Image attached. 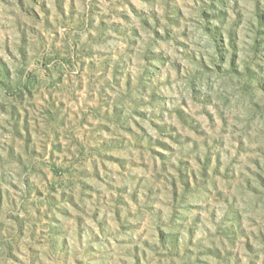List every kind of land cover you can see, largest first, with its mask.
<instances>
[{"label": "rangeland", "instance_id": "1", "mask_svg": "<svg viewBox=\"0 0 264 264\" xmlns=\"http://www.w3.org/2000/svg\"><path fill=\"white\" fill-rule=\"evenodd\" d=\"M111 2L112 0H0V53H3L0 54V97L3 93H8L14 95L18 102L29 98L32 101V107L38 106L42 110V117L33 121L29 110L16 106L6 110V106L0 102V117L3 115L9 117L8 128L0 122V136L8 135L11 141L7 147V159L24 168L25 171L27 168L22 163L25 155L37 160L45 158L48 161L45 170L38 174L41 180L24 182L23 196L26 200H31L33 193L37 196L40 206L37 207L36 202H33L32 207L36 216L43 217V223L49 236V251L53 255L59 252L68 256L71 242L66 238L64 245L59 249L56 248L55 241L51 237L59 234L62 226L55 216L49 217L43 210L56 207L57 204L63 202L79 211L73 202L74 195L69 198L70 194L61 192L57 198L55 194L62 181L69 178L67 169L69 160L73 157L72 149H77L79 146L73 144L72 149H66L64 140H60L59 144L46 142L48 140L46 130L51 132L47 125L50 120L56 118L58 113L68 107V103H71L73 107L68 108L67 115H78L83 121L82 127L86 131L81 135L90 134L91 128V116L85 117V114L80 111L83 100L78 102L76 98H73L70 102L64 100L53 102V93L50 89L56 85L63 87L70 82V78L80 81L78 87L85 97H88L90 91L87 83L89 77L86 73L92 62L78 61L80 71L78 73L71 71L74 56L71 52L66 54L61 47L63 32L69 24H76L79 17L83 16L81 8L86 9L89 27H92L94 20H99L103 27L101 3L110 4ZM117 2L119 3L120 0ZM140 2L150 6L162 4L165 26L160 28V16L153 13L152 18L156 21L159 30L151 28L146 20L142 19V10L137 9L132 0H123L133 15L141 18L146 33L141 35V29H132L131 36L124 42L127 56L120 57L116 63H112L111 55L97 57V60L101 67H107L113 81L116 77H120V87H130L133 82L143 87L155 82V88L146 87L145 91L148 92L158 110L162 112V122L156 124L148 121V123L161 137L166 139L153 141L148 130L139 123V120H147V114L136 111L135 115L138 119L134 123L139 132L133 131L131 127H122V131L128 135L118 138L114 146L115 150L131 148L137 153V160L142 166L147 164L149 168L163 167L166 159L163 152L173 151L167 140L178 145L191 143L192 146L188 151L198 153L200 144L194 142L192 136H202L206 127L219 126L220 133L218 138L213 139V147L207 148V142H205L207 152L203 159L199 155H190L187 159L182 158L178 166L172 168V180L167 185L170 193L175 195L177 191L183 192L188 185L195 186L198 181L206 182L211 176L215 178L212 187L216 189L210 191L209 194L213 205L221 201L228 204L230 198L238 199L244 195L258 196L259 189L264 188V163H262L264 147L258 146L252 150L245 145V140L249 139L248 136L231 137V147L223 154L235 152L236 155L227 165L222 160V152L215 149H225V146L229 144L230 131L239 125H243L249 133L264 125V76H261V73H264V66L259 62L260 58L264 57V6L261 5L260 0H244V3L251 7L241 8L239 12H236L239 6L237 3L232 9L239 21L237 30L224 32L219 27H214L212 21L226 18L227 0H140ZM5 9L8 11L5 12ZM245 14H249L250 19L254 21V24H249L247 28L243 27ZM120 18L125 21L130 19L126 14H121ZM168 26L180 29V36L183 39L178 40ZM13 29L19 33L16 52L25 67L30 69L25 77V83H14L12 79L13 70L9 61L14 62L16 59L10 44V33ZM114 30L119 32V26ZM119 34L128 36L126 30ZM75 39L77 37H74ZM154 41H158L164 47L156 51L152 47ZM168 41L172 42L171 51L167 47ZM141 42L144 43V50L139 59L144 62L145 67L137 72V48ZM77 47L78 44L73 45V52ZM245 51L249 55L247 63L241 61ZM222 64H227L232 69L230 74L219 71L218 65ZM225 75L243 80L244 83L238 91L229 92L226 85L222 82L214 83L212 78ZM40 82H43L41 91L33 93L32 86ZM220 88H225V93L217 95ZM205 89H208L207 93ZM171 93H176V99L179 102L174 104L169 111L166 101ZM96 98H99V93L96 94ZM214 100H220L225 108L236 110L231 121L221 113L218 106L213 103ZM209 105L212 106L215 115L207 110ZM115 115L116 112L113 109V116ZM163 116H168L174 120V123L164 122ZM63 122L64 117L61 115V123ZM180 129H186L187 132L192 133V136L182 133ZM109 130L108 125H105L104 131ZM52 135L54 137L55 133ZM129 137H131L130 140ZM253 151L255 154H252ZM241 156L248 161L242 171L240 169L243 163ZM99 159L101 162L95 165L98 180L101 179L99 173L107 170V165L103 161L114 165L116 169H123L127 166V159L123 157L102 156ZM2 160L3 156H0V161ZM33 172L35 173V167H33ZM5 183L7 181L0 174V236L8 230L11 224H15L20 230L17 217L4 213L6 203L10 206L15 204L18 197H14L12 193L19 192V186L9 184L8 188H5ZM226 190L232 193L231 197L226 195ZM133 201H135V196H133ZM113 203L116 219L119 220L122 201L118 197ZM57 211L61 215L71 216L67 210L57 208ZM207 214L210 222L214 223L215 208ZM96 215L97 213H93V220L96 219ZM154 219L158 222L159 217H144L141 227L144 229L145 236H149L152 232ZM75 223L77 242H79L84 237L82 218L77 217ZM193 223L198 225L200 220H194ZM244 223L242 212H238L232 204H228V212L216 225L217 236L232 244L234 239H239L244 232L248 231L247 228L240 230ZM33 228L37 233L41 232V229L35 225ZM155 235L161 247L172 250L169 257L180 247L178 237L165 234L158 227L155 229ZM189 237L191 245L195 240L191 229ZM29 238H32L31 234ZM254 239L256 237L246 238L240 252V264H244L247 259L245 253L254 252L255 244L252 243ZM21 241H23V232H21ZM259 241L264 242V235H261ZM148 244L149 242L145 240L144 249L136 248V255L132 257L136 264H143V258L153 251ZM236 255L234 251L224 248L222 244L202 247L196 252L188 248L184 249L183 264H236ZM21 256L25 257L23 261ZM40 258L41 253L38 248L29 247L21 242L19 248L8 252L7 264H36ZM177 259H180L179 255ZM0 264H4L3 253H0ZM42 264H51V261L46 259ZM247 264H253V262L248 260Z\"/></svg>", "mask_w": 264, "mask_h": 264}, {"label": "clouds", "instance_id": "2", "mask_svg": "<svg viewBox=\"0 0 264 264\" xmlns=\"http://www.w3.org/2000/svg\"><path fill=\"white\" fill-rule=\"evenodd\" d=\"M137 9L142 10V19L146 20L147 24L157 29V23L152 18L153 13L160 16L161 25L163 28V5L152 4L151 6L140 2V0H132ZM238 3L236 12L241 8H250V5L244 3V0H227V16L221 20H213L212 25L219 27L224 32L229 30L235 32L239 21L237 16L233 13L234 5ZM264 6V0H260ZM103 13L101 19L104 20V26L101 27L99 20H94L92 27L88 25V14L85 8H81L83 16H80L76 24H69L63 32V40L61 47L65 53H72L74 58L72 60V72L78 73L80 71L78 61H91L89 70L86 75L88 79V97L81 94L78 85L80 81L75 78H70V82L63 87L56 85L50 91L53 93V102L64 100L70 102L73 98L77 101L83 100L80 105V111L85 114V117L91 116L90 134L81 135L86 130L83 129V121L78 115L68 116V108L73 107L68 103V107L64 108L61 113L56 115L54 120H50L47 127L51 132H47L48 140L46 142H53L59 144L60 140L66 142V149H72V145L76 144L79 147L72 149L73 157L68 163L69 178L62 181L56 191V196L59 198L60 193H68L69 198L75 196L73 201L79 208L77 211L72 205L67 203H59L56 207L45 208L43 211L49 217L55 216L59 224L62 226V231L51 237L55 241L56 248L59 249L64 245L66 238L71 242V250L68 256L57 252L53 255L49 251V236L46 231V226L43 223L42 216H36L32 207L33 202L39 207V200L35 193L32 194L31 200L24 199V182L27 180H41L38 175L45 170V165L48 163L47 159H32L27 155L24 156L22 163L27 170L18 165L11 163L7 159V147L11 142L8 135L0 136V156L3 160L0 161V174L4 176L7 183L4 184L8 188L9 184H16L19 186V192H13L14 197H18L14 205L6 203L4 208L5 215H14L20 223V230L15 224H11L7 231L0 236V253L4 254V264H7V254L10 250L19 248L21 242L29 247L38 248L41 253V258L36 264H42L44 260H50L51 264H136L133 256L136 255V248L144 249L145 240L149 242V248L153 249L148 253L146 258H143V264H183L184 249L190 248L193 252L198 251L202 247H212L214 245H223L224 248L234 251L236 255V264H240V252L245 243L246 238L251 239L255 244L254 252L251 254L245 253L247 261L250 260L253 264H264V242H260L259 238L264 235V188L259 189V195L252 197L244 195L238 199L230 198L228 204H232L238 211L242 212L245 223L243 228L248 231L239 239H234L232 244L228 241L222 240L217 236L216 225H218L228 212V204L218 202L213 205L210 200V191H215L212 185L215 183L214 177H209L206 182L198 181L195 186L188 185L183 192L177 191L175 195L170 193L167 185L172 180V168L178 166V162L183 158L187 159L190 155H199L201 159L207 152V148H212L213 139L218 138L220 133L219 126L214 128H205L202 136H192V133L187 132L186 129L180 131L188 136H192L194 142L200 144L198 153H190L191 143L178 145L167 140L171 144L173 151L163 152L166 157L163 167L149 168L147 164H141L137 160V153L131 148L124 150H115L114 146L121 136H127L126 132L122 131V127H131L133 131L139 132L136 128V121L138 118L135 115L136 111L147 114V120H139L149 132L152 140L166 139L161 137L148 123L152 121L156 124L162 122V112L158 110L157 106L151 101L146 87L155 88V82L151 85L143 87L138 86L135 82L130 87H120V77H116L113 81L111 74L106 66L101 67L97 57L112 56V63H116L120 57H126L124 42L132 34V29H141V35L146 33L141 23V18L133 15L129 10L127 3L120 0H112L110 4L101 3ZM8 10L5 9V12ZM115 13V15H113ZM121 14H126L130 19L128 21L120 18ZM249 24H254L250 19L249 14L244 16L243 27L247 28ZM119 26V32L127 31L128 36L119 34L114 30ZM170 31H173L178 40H182L180 36V29H173L168 26ZM94 29V30H93ZM159 30V29H157ZM151 35V33H147ZM11 49L15 55V61H9L13 70V82L25 83V77L30 70L26 68L24 63L20 60L19 54L16 52V47L19 44V33L13 29L10 33ZM74 37L77 39L74 40ZM33 42H34V38ZM78 44L73 52V45ZM152 47L159 51L161 45L158 41H154ZM167 47L169 51L172 49V42L168 41ZM144 43L141 42L137 48V72L145 67L139 56L143 53ZM3 54V53H0ZM87 54V55H86ZM114 54V55H112ZM6 56V54H4ZM175 56V53H173ZM35 58V56H34ZM249 55L247 51L241 57V61L247 63ZM262 66H264V57L260 58ZM221 72L229 73L232 71L227 64L218 65ZM211 74V70H210ZM264 76V73H261ZM213 82H222L227 86V91L239 90L244 83L243 80L232 78L230 75L223 77L213 76ZM41 83H35L31 90L33 93L41 91ZM59 88V91H57ZM225 88H220L217 95L225 93ZM208 89H205L207 93ZM99 93V98L96 94ZM7 108L12 106L27 109L31 113L33 121L39 120L42 117V110L37 107H32V101L29 98H24L22 102H18L14 95L3 93L0 97ZM176 93H171L168 104L169 111L178 103ZM213 103L218 106L221 113L231 121L236 114L234 108H225L220 100H214ZM113 109L116 115L113 116ZM208 111H213L211 105L207 108ZM61 115L64 117V122L61 123ZM99 118V119H97ZM47 119V117H44ZM116 121L113 123V121ZM163 121L169 124L174 123V120L168 116H163ZM0 122L5 128L9 127V117L3 115L0 117ZM108 125L109 131H104V126ZM23 128L21 127V131ZM9 131L11 129L9 128ZM52 133H55L53 137ZM175 135V133H173ZM248 136L245 140V145L255 150L258 146L264 147V125L258 129H254L251 133L243 127L237 126L230 131L229 144L225 149L216 148V151L222 152V160L224 164H228L235 152H227L231 147V137ZM131 137H129V140ZM207 142V148L205 147ZM153 147L155 145L153 144ZM157 151H161L157 149ZM252 154H255L254 151ZM102 156L123 157L127 159V166L123 169H116L114 165L108 164L107 170L99 173L101 179H97L95 165L101 162L99 159ZM243 163L240 165L241 171L244 166L248 164L245 157L241 156ZM264 163V161H262ZM254 167L253 165H249ZM35 167V173L33 172ZM247 175V173H245ZM187 184V180L185 181ZM257 187H259L257 185ZM226 195L232 196L231 192L226 190ZM135 196V201H133ZM120 198L122 204L120 206V219H116L114 213V201ZM57 208L67 210L71 216L61 215ZM215 208V222H210L208 212ZM93 213H97L96 219L93 220ZM145 216L159 217L158 222L154 219L153 230L149 236L144 235V229L141 227ZM77 217L83 220L82 228L84 237L77 242L76 237V223ZM200 220L198 225L194 224V220ZM33 225L41 229L37 233ZM99 225V227H98ZM179 238L180 247L169 257L172 251L167 247H161L159 241L156 239L155 229ZM103 229V230H101ZM192 230L195 236L193 244H189V230ZM21 232H23V241H21ZM31 234V239L29 238ZM235 245V248H233ZM19 254V253H17ZM179 255L180 259H177ZM21 256V260H24Z\"/></svg>", "mask_w": 264, "mask_h": 264}]
</instances>
